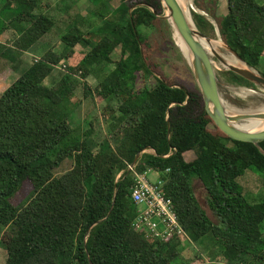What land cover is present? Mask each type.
<instances>
[{
  "label": "trees",
  "instance_id": "1",
  "mask_svg": "<svg viewBox=\"0 0 264 264\" xmlns=\"http://www.w3.org/2000/svg\"><path fill=\"white\" fill-rule=\"evenodd\" d=\"M88 1L92 9L61 37L62 51L51 47L0 91V245L6 264H204L198 255L186 261L180 248L206 237L221 247L212 264H264V196L258 201L246 195L240 183L248 170L264 176V141L257 147L228 137L207 114L199 88L176 86L160 70L155 55L175 47L169 23L155 15L163 12L161 0H118L115 11L113 0ZM196 1L208 15H219L220 0ZM227 3L226 16L216 20L220 34L259 69L264 0ZM71 8L67 0H0V37L11 36L0 41V60L16 64L66 23ZM193 20L215 37L206 16L193 13ZM63 65L66 71L58 69ZM223 74L230 84L257 88L233 72ZM84 100L101 106L104 136L99 114L84 128L71 125ZM189 152L192 161L185 160ZM137 155L134 172L160 174L189 241L162 242L134 229L135 174L128 165ZM65 162L69 167L57 174ZM196 181L215 220L196 194ZM25 182L31 193L14 205Z\"/></svg>",
  "mask_w": 264,
  "mask_h": 264
},
{
  "label": "rangeland",
  "instance_id": "2",
  "mask_svg": "<svg viewBox=\"0 0 264 264\" xmlns=\"http://www.w3.org/2000/svg\"><path fill=\"white\" fill-rule=\"evenodd\" d=\"M67 3L69 6L71 5L72 8L67 14L64 15V17H67L66 23L60 24L59 28L55 27L52 30V32L48 35V37L45 39V41L43 42L41 41L40 45L36 46L38 47L36 57L28 56L27 58L29 60L25 59L21 67H18L16 71L12 69L9 72H8V69L12 68L11 64L8 62V60H5V59L0 60V91L3 92L7 90L14 82L18 80V78H20V76L26 70L30 68L31 64L35 62L36 59H40V57L43 54H45L46 51L50 49L51 47L54 46L56 48V51H62V44L59 43V41L61 37L63 36V34H65L67 31L72 29L74 24L80 20L79 18L80 15L81 16L87 15V13L92 9V6L90 5V2L88 0H67ZM119 4L120 2L118 0H113L112 2L109 3V7L112 11H115V9H117ZM161 5L163 8V12L159 16L164 17L167 11L165 10L163 6L162 1H161ZM187 8L192 18H193V13H197L200 15H203L202 14L203 12L206 13L205 11L202 10V8L200 7V4L197 3L196 0H188ZM134 9L135 7L131 9V11ZM151 11L153 10L151 9ZM219 15H221V11H219ZM5 18H8V17H5ZM158 19L166 21L161 18H158ZM94 20L95 22L96 21L99 22L97 19H94ZM169 26H170V35H171V38L173 39L175 47L169 48L168 46H166L168 50H165L163 54L155 55L154 60L160 67V70L167 77V79L175 82L177 84L176 86H178V84H181V85H185L188 88H198V84L192 72L190 63L176 44V41H177V43L184 50L182 42L179 39L177 33L174 32L170 24ZM152 31L153 30L149 28H142V32L144 34H151ZM10 39H11V36L4 35V39H1V41H3V43H7ZM211 39L214 40V42L216 43H218L220 39L223 40L220 34L219 27L215 28V37H212ZM222 52L228 53L226 49H222ZM112 59L114 60L119 59L118 50L116 51V53L112 55ZM214 60L216 61L217 66L219 68L217 72H218L219 79H220V93L227 107L230 110H233L234 112H237V113H249V112H256L259 110H263L264 108V89H258V88L253 89V88L240 87V86L230 84L227 81L225 75L223 74L224 72H226V69L215 58ZM263 65H264V60L263 61L261 60L260 66L262 68L264 67ZM256 71L261 73L259 69H256ZM154 75L157 76L159 74L155 73ZM157 77L161 79V76H157ZM93 84L94 82L91 81L90 85H93ZM239 95H241L242 97ZM77 99H80L79 96H77ZM77 110H78L77 117H76L77 121L81 120L79 119L78 113L79 114L87 113V115L88 114L90 115L89 117L87 116L84 117L85 120H84L83 126L86 127L92 114L94 115L95 112L97 111L99 112V110H101V106H99L97 102H92V101L87 100V101H84V103L81 104V106ZM73 119H71L72 121L70 120L71 124H75L74 123L75 119L74 121ZM184 157L186 161H192L195 156L193 152H189V153H186ZM67 167H69V165H67V162H65L57 170L56 173L62 174L63 172L67 170ZM148 177L151 181L154 182L158 180L159 174L155 172H150ZM263 178H264L263 174L257 173L254 170H248L245 173V176L240 180V183L243 186L246 195L251 196L252 198L260 201L264 196ZM31 190H32L31 184L29 182H25L22 188L20 189V191L14 197H12V203L14 205H20V204L25 203L26 200L28 199V196L31 193ZM195 190H196V194L201 204L207 210L209 216L213 220H215V218L213 217L212 213L210 212L208 208L206 192L204 191L200 181L195 182ZM3 236H4V233L0 235V239H2ZM220 250H221L220 245L209 237L204 238L197 244H192V243L183 244L180 248V251L182 252L184 259L186 261H190V259L191 260L195 259L196 255H198L204 261V264H212V262H214V259L218 256V253L220 252ZM6 260H7V253L0 245V264H6ZM192 264H197V262H193Z\"/></svg>",
  "mask_w": 264,
  "mask_h": 264
},
{
  "label": "water",
  "instance_id": "3",
  "mask_svg": "<svg viewBox=\"0 0 264 264\" xmlns=\"http://www.w3.org/2000/svg\"><path fill=\"white\" fill-rule=\"evenodd\" d=\"M167 11L164 17L155 13L156 17L169 22L172 29L185 43L191 54L189 61L192 72L203 96L205 110L216 126L233 140L252 143L257 147L264 141V127L262 129H242L243 123L261 121L264 123V110L249 113L231 114L220 93L219 69L214 58L226 69L249 81L258 89H264V76L250 67L239 54L230 48L224 41L225 49L235 56L244 66L228 64L217 52L209 50L207 44L212 39L203 34L196 26L186 6L179 0H161ZM207 16L206 13H202ZM217 27V25L215 26ZM222 40V39H221ZM176 41V40H175ZM264 153V150L260 148ZM137 155L132 166L138 162Z\"/></svg>",
  "mask_w": 264,
  "mask_h": 264
},
{
  "label": "built area",
  "instance_id": "4",
  "mask_svg": "<svg viewBox=\"0 0 264 264\" xmlns=\"http://www.w3.org/2000/svg\"><path fill=\"white\" fill-rule=\"evenodd\" d=\"M39 60L36 59L35 62ZM58 69L67 70L65 65ZM128 168L134 172L132 165H128ZM150 172L154 171L148 170L142 174L134 172L135 184L131 189V199L137 208L133 221L134 229L162 242L174 237H182L189 241L174 211L173 202L164 191L165 181L161 179L159 173L158 180L151 181L148 177Z\"/></svg>",
  "mask_w": 264,
  "mask_h": 264
},
{
  "label": "crops",
  "instance_id": "5",
  "mask_svg": "<svg viewBox=\"0 0 264 264\" xmlns=\"http://www.w3.org/2000/svg\"><path fill=\"white\" fill-rule=\"evenodd\" d=\"M228 3H227V0H220V3H219V6H218V10L219 11H221V15H207L206 17L209 19V21L214 25V26H216L217 25V27H218V24H217V18H223V17H225L226 16V14H227V8H228ZM226 7V8H225ZM225 8V9H224ZM225 10V11H224ZM218 14H219V12H218ZM84 16H86V15H83V17ZM203 16H205V15H203ZM79 17H81L82 18V16L80 15ZM213 21V22H212ZM216 23V24H215ZM216 28V27H215ZM68 32V31H67ZM4 35L6 36V34H3L1 37H0V41H1V38L2 39H4ZM3 42V41H2ZM36 48V49H35ZM37 48L38 47H33L32 49H30L28 52H25V54H24V56H23V58H21V60H19L16 64H13L12 62H9L10 64H11V69H8V72L10 71V70H14V71H16L17 69H18V67H21L22 66V64L24 63V60L25 59H27V60H29L27 57L28 56H34V57H36V54H37ZM34 54V55H33ZM264 60V59H263ZM262 60V61H263ZM264 66V65H263ZM27 71V70H26ZM25 71V72H26ZM259 71L262 73V74H264V67L262 68L261 66H260V68H259ZM76 77V76H75ZM6 78V77H5ZM77 79H79L80 80V82H82V83H86V82H88V80H86V79H83V78H79V77H76ZM84 101H87V100H84ZM84 101L81 103V104H83L84 103ZM88 101H93V100H88ZM94 102V101H93ZM81 106V105H80ZM79 106V107H80ZM78 107V108H79ZM77 108V109H78ZM77 111L78 110H76L75 112H73V114L71 115V117H70V120L71 119H75V121H74V119H73V121H74V123L75 124H71L73 127H78V126H81L82 128H84V126H83V123H84V120H85V116H87V117H89L90 115L88 114L87 115V113H82V114H79L78 113V116H79V119H81V120H76V117H77ZM96 114H99L100 116H101V114H100V110H99V112L97 111V112H95L94 113V115H96ZM94 115L92 114V116L91 117H94ZM82 117V118H81ZM72 121V120H71ZM100 125H101V133H102V135L104 136L106 133H107V126L104 124V120L102 119V116H101V120H100ZM102 136V137H103Z\"/></svg>",
  "mask_w": 264,
  "mask_h": 264
},
{
  "label": "bare ground",
  "instance_id": "6",
  "mask_svg": "<svg viewBox=\"0 0 264 264\" xmlns=\"http://www.w3.org/2000/svg\"><path fill=\"white\" fill-rule=\"evenodd\" d=\"M179 1L182 2L186 6V8H187V2H188V0H179ZM187 10H188V8H187ZM179 39L181 40L180 37H179ZM181 42H182V45L184 47V50L177 43V41H176V44L179 47V49L181 50V52L184 54V56L190 61L191 60V54L189 52V49L187 48V46L185 45V43L182 40H181ZM207 47L209 48V50H211L213 52L214 51L217 52L228 64H231L233 66H244L242 63L239 62V60L235 56H234L233 59H231L230 56L228 55V53H223L222 52V49H225V44H224L223 40L220 39V41L218 43H216V42H214V40H212L210 43L207 44ZM239 96H241V95H239ZM263 110H264V108H263ZM230 111H231V114H234L235 113L233 110H230ZM239 127L242 128V129H257V130H259V129H262L264 127V123L261 122V121H253V122L243 123Z\"/></svg>",
  "mask_w": 264,
  "mask_h": 264
}]
</instances>
